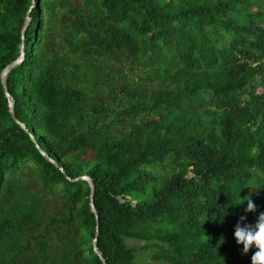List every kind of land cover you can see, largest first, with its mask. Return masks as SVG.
I'll return each mask as SVG.
<instances>
[{"label":"trees","instance_id":"trees-1","mask_svg":"<svg viewBox=\"0 0 264 264\" xmlns=\"http://www.w3.org/2000/svg\"><path fill=\"white\" fill-rule=\"evenodd\" d=\"M82 175L106 264H251L264 0H0V264H103Z\"/></svg>","mask_w":264,"mask_h":264},{"label":"clouds","instance_id":"clouds-1","mask_svg":"<svg viewBox=\"0 0 264 264\" xmlns=\"http://www.w3.org/2000/svg\"><path fill=\"white\" fill-rule=\"evenodd\" d=\"M247 200L245 212H254L255 205L250 198ZM241 200V199H240ZM241 200L238 204H243ZM246 220L245 216L240 217V222L237 223L234 231V238L237 245H242V254H247L250 249L255 248L256 251L251 257V264H264V212H261L255 224H243ZM223 215H221V223Z\"/></svg>","mask_w":264,"mask_h":264},{"label":"water","instance_id":"water-1","mask_svg":"<svg viewBox=\"0 0 264 264\" xmlns=\"http://www.w3.org/2000/svg\"><path fill=\"white\" fill-rule=\"evenodd\" d=\"M33 7V5L31 6V8ZM30 20L31 18L30 17H27L26 18V21H25V24L23 26V30H22V38L24 39V32H25V29L27 27V25L30 23ZM25 58V44L22 40V43H21V46H20V54L19 56L14 59L13 61H11L9 64H7L2 72H1V83L6 91V96L8 98V105H9V111L10 113L12 114V117L16 120L17 123H19L23 128L26 127L25 123H22L20 122L18 119L15 118V115H14V112H13V109H14V99L13 97L9 94L8 90H7V84H6V78H7V75L8 73L10 72V70L12 68H14L15 66H17L18 64H20ZM45 155V157L47 158V155L45 153H43ZM54 162V161H53ZM77 179H84V180H87L88 183H89V186H90V208H91V211L94 213L95 217H96V232H95V237L93 239V250L94 252L98 255V257L100 258V260L102 261L103 264H106L105 262V259L102 255V252L100 251L98 245H97V237H98V224H99V218H98V213H97V210H96V207L94 205V190H95V185H94V182L93 180L87 176V175H82L80 177H77V178H73L71 180H77Z\"/></svg>","mask_w":264,"mask_h":264},{"label":"rangeland","instance_id":"rangeland-1","mask_svg":"<svg viewBox=\"0 0 264 264\" xmlns=\"http://www.w3.org/2000/svg\"><path fill=\"white\" fill-rule=\"evenodd\" d=\"M128 243L136 247H142L143 245V242L133 241V240H128ZM151 256H152L151 249L139 250L137 260L141 262H148V263L156 264V262L152 260Z\"/></svg>","mask_w":264,"mask_h":264}]
</instances>
